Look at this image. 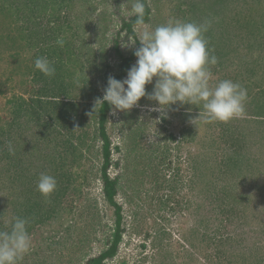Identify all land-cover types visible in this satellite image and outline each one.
<instances>
[{
  "label": "rangeland",
  "instance_id": "obj_1",
  "mask_svg": "<svg viewBox=\"0 0 264 264\" xmlns=\"http://www.w3.org/2000/svg\"><path fill=\"white\" fill-rule=\"evenodd\" d=\"M60 1L53 7L52 0H0V128L4 127L7 135L1 134L0 146L3 149L7 141L12 142L15 154L11 156L16 165L13 175L25 168L29 178L33 177L34 186L41 173L57 180V190L52 195L58 212L47 218L43 226L36 224L29 231L31 251L20 264L74 262L80 257L76 243L85 236L90 240L84 249L88 253L83 259L86 264V258L97 256L106 247L107 236L114 227V207L104 199L100 176L102 142L94 139L97 123L92 112L93 95L96 90L103 93V72L98 69L103 57L105 65H109L106 74L113 76L123 57L128 58L140 43L122 47L129 37L136 39L120 29L122 19L131 17L121 16V6L127 0H67L62 6ZM149 1L152 14L145 24L149 29L176 20L211 21L206 37L218 63L211 66L210 83L214 86L228 79L246 88L245 114L226 123L198 120L195 125L191 121L199 116L198 106L174 104L165 118L150 110L158 105L147 98H141L130 111L116 115L110 111L107 132L112 149L108 173L119 179L115 198L122 206L123 233L118 254L106 259L105 264H159V253L165 250L180 252V256L172 258L183 264V248L190 249L185 236L193 228L202 230L209 214L223 220L231 218L226 232H243L245 242L239 243L244 245L236 249L253 242L264 246V125L260 123L264 118L258 114L264 115V0ZM40 3L46 8H40ZM34 7L36 11L40 8L35 14ZM239 17L251 23L239 27ZM58 39L63 41L62 47L57 44ZM40 51L41 57L57 60L56 65L62 64L59 60L64 61L61 80L36 70L24 73L26 62L35 68ZM136 60L135 57L131 67ZM63 86L70 88L68 96L45 98L43 89L52 88L56 93L57 87ZM153 86L147 85L146 90L151 92ZM45 99L71 103L66 123H56V113L62 105L55 104L56 112L51 113V104L46 105ZM227 123L233 124L234 130L237 126L242 131L248 127L250 140L245 144L254 153L253 164L260 166V171L247 176L229 169L225 176L217 172L210 176L209 168L201 166L193 176V157L205 156L208 165L216 166L217 157L221 161L230 153L229 142H220ZM259 157L261 161L257 160ZM220 177L234 185L232 195L226 197L228 206L210 199L223 196L208 182H220ZM31 185L22 180L14 183L9 220L18 216L16 207L19 209L21 200L27 201L28 206L38 201L48 206L50 199L38 192L34 194ZM24 189L28 192L22 195ZM7 193L0 189L1 197ZM93 204L99 211H92ZM248 256V262L258 257L253 253ZM198 259L199 264H204L203 253ZM169 260L167 264H171Z\"/></svg>",
  "mask_w": 264,
  "mask_h": 264
},
{
  "label": "clouds",
  "instance_id": "obj_2",
  "mask_svg": "<svg viewBox=\"0 0 264 264\" xmlns=\"http://www.w3.org/2000/svg\"><path fill=\"white\" fill-rule=\"evenodd\" d=\"M145 14L144 0H127L121 6V16L135 17L136 36L135 40L129 37L122 47L135 45L139 41L140 47L134 51L137 60L127 71L125 79L108 77L103 97L96 98L92 112L97 113L107 103L113 115H116L130 111L139 105L141 98H147L158 105L150 110L161 113L165 118L174 104L198 106L199 116L191 121L195 125L198 120L226 123L242 117L245 114L247 89L228 79L214 86L210 83L211 66L218 63L206 37L211 21L195 23L176 20L149 29L145 26ZM57 44L62 47L63 41L58 39ZM34 66L45 76L55 75L53 62L47 57L36 58ZM149 84H154L151 92L146 90ZM7 148L10 154H15L11 141L7 142ZM36 187L48 200L57 189V180L52 175L41 173ZM4 224H10V230H0V264H20L32 247L29 220L14 216L11 220H4Z\"/></svg>",
  "mask_w": 264,
  "mask_h": 264
},
{
  "label": "trees",
  "instance_id": "obj_3",
  "mask_svg": "<svg viewBox=\"0 0 264 264\" xmlns=\"http://www.w3.org/2000/svg\"><path fill=\"white\" fill-rule=\"evenodd\" d=\"M20 1L22 0H19V2ZM43 1L45 2V0ZM52 1L53 3H55L53 4V7H56L57 5L56 2L60 0H52ZM66 1L67 0L60 1L61 6L65 4ZM4 2L6 3V0H4ZM144 2L146 5L145 21L146 23H148L150 21V17L152 14V7H151L149 0H144ZM32 3L33 2H31L30 5ZM42 6L46 8L45 4L41 5L40 8ZM40 8H37V11H36L34 7L33 13L34 14L37 13L38 10H40ZM239 15L240 14H238V16ZM236 22L239 27L245 26L246 24L251 23L250 21H248V19L247 20H245L244 18L240 19V17L236 19ZM134 25H135V17L131 16L129 19H122L120 29L130 34L132 37L136 38L135 32H134ZM226 41L227 40L225 39V44H226ZM117 53L120 57H123V54L119 49H117ZM38 56L39 57L43 56L41 51L38 54ZM134 58H135L134 51L130 54L128 58L123 57V60L120 65V69L118 73L113 75V77L119 80H123L125 76L127 75V71L130 69ZM59 62L62 64L56 65L57 60L53 62V65L58 74V75L52 76V79H55V80H61V77H62L61 76L62 70L60 68L64 66L63 64L64 61L59 60ZM105 63H106V57H103L98 67L100 72H103L102 79H101L102 84H103L102 90L107 86V81H108V75L106 74L105 69L109 65H105ZM26 64L27 66H26V69L24 70V73H26V75H28L31 72H34L35 70L37 71V73L43 74L39 70L35 69L31 64H28V62H26ZM57 88L59 89V91L56 93H54L52 88L43 89L45 98L55 99V98H59L62 94L63 95L65 94L66 96H68L71 93V92L68 93L70 88L69 90H67L65 86H63V89H60V87H57ZM103 94L104 93H100L99 91L97 92L96 90L95 95L93 96L96 100L97 97L102 98ZM45 100H47V101H44L47 103L46 105L51 104V107H50L51 109H49L51 113L56 112L55 104L62 105L63 108L61 109L59 107L60 112L56 113V117H57L56 123L59 124V122L61 121L62 122L64 121L66 123L67 113H69L68 106L71 105V103H67V101H63V100L58 101L56 103H55V100L54 101H51L48 99H45ZM37 102L40 103V101H37ZM111 110H112L111 106L105 103L104 106H101L97 110V113L95 112L93 113V116L97 123V129L94 133V139L95 140L100 139L102 142L101 149H102L103 162L100 166V176H101L102 186L104 190V199L109 205L114 207V215H115L114 227L110 231L109 236H107L108 243L106 244V247L102 249L97 256L86 258L84 262L86 264H105L106 259L114 258L118 254L120 244L122 242V233H123L122 231L123 230L122 228V219H123L122 206L116 201V198H115L116 194L119 191V183H118L119 179L114 178V177L111 178V176L108 173V167H109L110 160H111L110 156H111L112 148H111L110 136L107 132V122H108L109 113ZM258 114L264 118V115H261L260 113ZM261 120H264V119H261ZM260 123L261 125H264V121H260ZM239 124H241L240 121H239ZM232 126L233 124L231 123H227L223 125V129L220 134L221 136L220 142L227 140L230 144L231 149L227 157L222 156L221 161H218V157H217V162H215L216 166L208 165L209 163L207 160H205V156H201L198 159L196 157H193L192 160L190 159L192 171L194 173L193 176L196 175L195 173L200 169L201 166H205L209 168L208 170L211 173L210 176H213L216 172L221 173L222 175L225 176L228 173L229 169L231 170L236 169L239 174L247 175V176L249 175L252 176L256 172L260 171L259 169L260 166H254L255 164L254 158H256L254 157V153L248 150L247 148L248 146L245 144L246 140H250L249 137L247 136L248 127L246 128L247 130L242 131L238 129L239 126H237L235 130L232 129ZM5 130L6 129L4 127L0 128V137H1V134H5L4 137L7 136ZM233 136H235L236 138L238 137V138L236 139ZM230 139L232 141H230ZM12 159H13V156H11V154L9 153L7 146L6 148H3V149L0 146V187H1L0 189L8 191V193L5 194V197H1L0 195V216H2L0 217V230H10V224L6 226L4 224V220H9L8 212L10 211V208L8 206L11 203V198H12L11 195L14 191L13 190L14 183L16 184L19 180H22L23 184H28L29 182H31L32 183L31 190L34 192V194L38 192L37 187H36L37 182L34 186L33 177L29 178L26 172L27 170L25 168H22L18 174L13 175V171L15 170L14 167H16V165H15L14 160ZM257 160L261 161V158L259 157ZM213 162L214 161H212L210 164H213ZM39 174L40 172L38 173L37 177L39 176ZM250 179L252 180L251 177ZM219 180L221 181L219 182L217 181V179L215 180L213 179V180H209L208 182L210 183L211 189L212 187L213 189L216 188L217 192L220 191L223 196L211 197L210 199H213L216 201H222V204H225L226 206H228V203H226V200H227L226 197H229L230 195H232L230 193V190H233L231 188L234 185L231 182L229 183L228 180L223 181V178L221 177ZM262 188H263L262 185L259 186L260 191L262 190ZM21 192H22L21 194L23 195L25 192H28V189L21 190ZM23 197L24 196H22V198ZM53 197L54 196L51 195V197L49 198L50 200L47 204L48 206H45L44 204L40 205V201H38L34 205L31 204L30 206H28V202L27 201L24 202V200H21L22 202H20L19 209L17 205L16 210L18 211V216L27 218L29 220L28 231H31L32 229H34V227H36V224L43 226L47 218H49L50 216L58 212V209H57L58 205L57 203L53 202ZM239 197L240 196H238V198ZM3 201L7 203L2 204L1 202ZM16 203H18V201ZM208 203L209 205L213 204L211 202H208ZM220 205L221 203L218 205V207H220ZM225 205H223V207L225 208V210H227V207H225ZM93 209L97 210V207L95 204H93L92 206V211ZM225 210L222 209L221 212ZM97 214L98 213L95 212V215ZM205 220L206 221L204 222L203 228H201L202 230H200L199 228H193L189 231L188 235L185 236L184 240L185 242L189 243L190 249L185 248V247L183 248V253L186 255V261L183 264H199L198 258L201 253H203V255L205 256L204 264H264V252H263L264 246L261 245L260 243L253 242L252 245L250 246L245 245L244 248L242 249H239V248L236 249V247L241 248V246L244 245L243 243H239V242L240 241L245 242V239L244 237H242L243 232L236 235L231 231H228V232L225 231L226 229L228 230V225L230 222L228 220H231V218L223 220L222 218H219L218 216L214 214H209L207 215V218ZM262 233L264 234V226L262 229ZM89 241L90 240L87 239L86 236L82 237L80 240L77 241L76 245H78L80 257L76 258L74 262L70 261L69 264H83V259L88 254V253H84V249L86 245H88L86 244V242H89ZM236 243H239V244L237 245ZM252 253H253V256L257 255L258 257L255 261L248 262V259L250 258L248 255ZM173 256H177V257L180 256V252H171V251H166V250L161 251L159 253V257H160L159 264H167L166 260L170 258L171 260L169 261L171 262V264H181V263H177L178 258L174 260L172 258ZM239 258H242L243 261L238 262Z\"/></svg>",
  "mask_w": 264,
  "mask_h": 264
}]
</instances>
